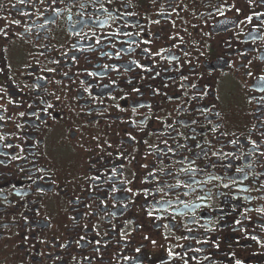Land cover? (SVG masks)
Masks as SVG:
<instances>
[{"label":"flooded vegetation","instance_id":"obj_1","mask_svg":"<svg viewBox=\"0 0 264 264\" xmlns=\"http://www.w3.org/2000/svg\"><path fill=\"white\" fill-rule=\"evenodd\" d=\"M0 264H264V0H0Z\"/></svg>","mask_w":264,"mask_h":264}]
</instances>
